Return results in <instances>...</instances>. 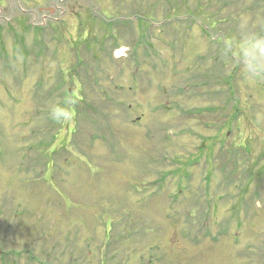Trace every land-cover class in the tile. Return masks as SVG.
<instances>
[{"label":"rangeland","instance_id":"1","mask_svg":"<svg viewBox=\"0 0 264 264\" xmlns=\"http://www.w3.org/2000/svg\"><path fill=\"white\" fill-rule=\"evenodd\" d=\"M0 264H264V0H0Z\"/></svg>","mask_w":264,"mask_h":264},{"label":"water","instance_id":"2","mask_svg":"<svg viewBox=\"0 0 264 264\" xmlns=\"http://www.w3.org/2000/svg\"><path fill=\"white\" fill-rule=\"evenodd\" d=\"M125 50H126V48L121 47L119 50H117V51L115 52V55H116V56H119V55H121Z\"/></svg>","mask_w":264,"mask_h":264}]
</instances>
